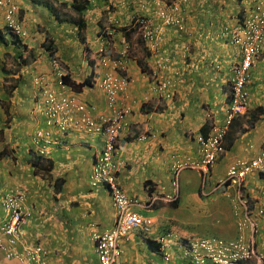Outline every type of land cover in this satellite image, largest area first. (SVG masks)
I'll list each match as a JSON object with an SVG mask.
<instances>
[{
	"label": "crops",
	"instance_id": "obj_1",
	"mask_svg": "<svg viewBox=\"0 0 264 264\" xmlns=\"http://www.w3.org/2000/svg\"><path fill=\"white\" fill-rule=\"evenodd\" d=\"M13 1L20 10L23 27L34 33L33 37L49 33L57 37L56 57H62L70 69L67 74L77 83L83 82L91 70L82 55L88 58L104 48L110 57L121 60L122 50H128L126 70L114 72L129 80L123 102L131 109L130 127L121 132L118 141L115 162L119 184L130 197L144 203L152 197L177 195L179 198L172 204L159 199L150 209L136 210L152 218L156 222L155 228L151 235L135 231L122 239L123 254L119 264H188L181 248L173 245L172 260L166 262L149 242L168 231L190 240L178 227L177 220L166 214L168 209L178 208L181 199L172 168L177 162L200 159L199 139L205 137L201 132L205 125L210 127L209 135L213 124L221 126L225 123L230 104L231 67L239 58L225 28L242 23L264 0H195L174 17L181 21L183 30L166 25L153 0H88L85 43L80 40L77 26L59 23L45 6L42 8L43 5L34 0ZM40 1L65 3L70 8L75 0ZM172 1L166 0L169 4ZM44 17L51 23L45 24ZM137 18L151 21L155 38L152 43L147 44L138 37L135 29L132 37L126 39L123 30L131 28L132 23L135 28ZM0 30L6 37L5 41L0 40V153L8 152L0 159V220L4 221L8 216L3 207V196L12 189L24 190L27 193L25 243L43 246L45 264H100L93 235L111 230L116 221V210L108 189L91 185L92 164L103 148V138L83 130L62 138L56 128L43 126L46 122L44 110L41 115L34 112L35 123L33 112L30 116L25 113L24 125L13 118L16 95L10 85L18 76L9 73L7 68L14 64L10 59L20 57L22 47L12 43L3 24H0ZM104 38L110 39V45H105ZM23 44L29 46V42ZM42 67L44 70L39 71L45 73V64L36 69ZM102 68L98 60L94 87L84 88L80 93L68 87V93L87 103L96 116L109 112L105 94L97 86V76L100 79L105 72ZM44 78L45 84L57 87L58 81L51 70ZM163 82L171 83L168 88L170 98H165L156 89ZM38 87L39 94L19 89L22 96L16 97L21 100L26 97L30 102L35 96L38 106L43 99V88ZM248 90V112L233 121L224 142V152L210 168L211 176L216 167L228 170L236 160L255 158L264 150V51L250 72ZM257 109H262L263 113ZM209 114L213 121L209 120ZM254 114L258 120L252 127L248 120ZM45 129L63 139L64 145L51 148L49 156L41 159L44 162V165L40 164L42 169L36 171L33 163L41 156L33 143L35 134L29 136ZM48 162L51 168L46 173L44 168ZM222 188L225 196L237 201L235 188ZM244 193L250 202V219L258 225L255 246L259 252H264V217L258 215L257 209V201L264 198V172H255L247 178ZM201 195L196 202L203 200L204 204L206 196ZM235 215L236 234L232 240L239 237L238 224L245 217L242 211ZM243 232L249 238L250 226ZM0 264L21 263L8 260L0 252Z\"/></svg>",
	"mask_w": 264,
	"mask_h": 264
},
{
	"label": "built area",
	"instance_id": "obj_2",
	"mask_svg": "<svg viewBox=\"0 0 264 264\" xmlns=\"http://www.w3.org/2000/svg\"><path fill=\"white\" fill-rule=\"evenodd\" d=\"M158 8V14L166 25L180 26L181 21L175 19L177 13L183 12L195 0H173L170 4L166 0H153ZM168 4V5H165ZM20 10L13 0H0V24L15 34L20 39L27 35V31L20 21ZM137 34L147 44L154 41V31L150 20L137 18L134 22ZM225 34L231 44L237 48L239 58L231 67L230 80V104L227 118L223 125H212V132L199 139L201 157L197 161L177 162L173 165L175 175L184 168L199 169L206 176L210 168L216 163L224 152V141L233 120L248 112L250 94V72L256 66L264 51V2L256 5L253 13L244 18L242 23L234 27H226ZM105 45H110V39L104 38ZM115 47V46H112ZM116 48V47H115ZM99 61L105 69L98 80V88L104 92L109 112L107 114L94 115L87 103L81 101L75 94L68 93V87L62 78L66 75L61 62L54 58L51 62L53 72L58 81L57 87L45 84L44 76L36 78V84L43 88L42 104L43 114L49 128H56L62 138L68 134L83 130L90 135H99L103 138V148L96 156L92 164L91 185L94 187L105 186L112 199L116 210L114 227L104 233H95L93 241L96 246L100 264H119L123 251L122 239L135 231L145 235H151L155 228V221L137 212L138 208L150 209L159 199L167 203L176 198L152 197L144 203L138 198L130 197L120 186L116 155L118 141L122 131L130 127L129 116L131 109L123 102L129 85V80L124 76L116 75L115 71H125V57L127 49L122 50L123 59H113L104 48H100ZM117 55V52H113ZM170 82H163L157 86L165 98H170L168 88ZM212 119V116H208ZM33 143L38 148V155L48 157L50 149L64 145L63 139L53 136L51 131L41 130L35 134ZM264 171V151L253 159H238L229 168L225 179L219 186L236 188L238 205L236 213L241 209L245 212L244 220L239 225L240 235L238 239L225 242L218 239H196L185 242L175 232H166L157 237L160 252L165 261L172 259V246L181 248L188 257V264H264V252H258L255 247V234L257 226L248 217L250 212L249 202L244 198L243 187L248 176L255 172ZM27 193L21 189H12L3 199V207L8 216L4 221L0 220V252L4 253L8 260H17L21 264H45L46 251L42 245L25 243L26 223L25 202ZM259 215H264V198L258 204ZM241 207V208H240ZM243 207V208H242ZM251 225V236L245 237L244 228ZM21 246V249H18Z\"/></svg>",
	"mask_w": 264,
	"mask_h": 264
},
{
	"label": "rangeland",
	"instance_id": "obj_3",
	"mask_svg": "<svg viewBox=\"0 0 264 264\" xmlns=\"http://www.w3.org/2000/svg\"><path fill=\"white\" fill-rule=\"evenodd\" d=\"M54 3L55 2L53 1L51 2V4L58 8V13L62 17L74 16L71 8L63 7L62 5L58 4V2H56L57 4ZM42 8L45 7L42 6ZM44 16H47V14H44ZM43 19L47 21L45 22V24L48 25V22L51 23V21H48V18L44 17ZM32 34L34 33L30 31L27 32V35L22 38V41L23 43L29 42L28 50H34L35 53H30L28 51H25L24 49H22V51L20 52L18 51L20 57H14V59H10V63L12 61L14 62V64H9L7 68L9 73H16V75L18 76V78L15 77L11 80L12 84L10 85L12 91L16 96L18 94L22 96V92H20L19 89H21V91H24L25 93L29 91L31 93L34 92L33 94L35 95L36 92L37 94H39L41 91H39V87L36 84V78L38 76H46V74H48L50 70L53 72V70L51 69L52 58H50L45 52H47L49 47L53 48L54 46L57 48V43H59L57 41V37H54V35H52L51 33H49L50 35L48 34L47 36L40 35L38 37H33ZM32 40H34L33 44ZM30 44H32L34 47H32V45ZM23 45L25 46V44ZM81 50L85 53L87 52L86 49L83 50L81 48ZM62 52L65 51L62 50ZM82 57L86 59V62L88 63V59L86 58V56L82 55ZM57 58L61 62L64 72L67 74L70 69L64 63V60L61 56H57ZM25 60L27 62V67H22L20 63L23 61L25 62ZM43 64H45L47 68V71L45 73L39 71H43V67L36 69L38 68V66H42ZM18 85L20 87H16ZM16 96L14 99L15 105L12 106L14 107L13 118H15L19 124L24 125L26 117L25 113L27 114V116H30V112H33V122L35 123L36 116L34 115V112H38L37 114L41 115V112L43 110L42 102L37 106L35 96L33 98H30V102L27 101L26 97L22 98L21 100ZM45 124L46 122L43 125L44 127ZM41 127H39V129ZM45 128H49L47 124ZM37 131H35L33 134H30L29 137L31 138L32 135L37 133ZM226 173L227 169L222 170L220 169V167H216L213 176L209 174H207L206 176L199 169L184 168L178 173V175H176L174 184L175 187H177L178 193L179 191H181L180 206L178 208L174 207L168 209L166 214L169 215V217H174L177 220L178 227H180L182 231L186 232L184 234H187L189 237L194 238H214L221 241H229L235 238V206L237 204V201L225 196V194H223L224 189L222 187L216 189L218 183L224 180ZM201 194L203 196H206L204 197V204H202L203 200L202 203L196 202L198 201V196Z\"/></svg>",
	"mask_w": 264,
	"mask_h": 264
},
{
	"label": "trees",
	"instance_id": "obj_4",
	"mask_svg": "<svg viewBox=\"0 0 264 264\" xmlns=\"http://www.w3.org/2000/svg\"><path fill=\"white\" fill-rule=\"evenodd\" d=\"M34 2L37 4H40V5H43L45 6L50 13H52L53 17L59 21V23H68V24H71V25H75L77 26V29H78V35L80 36V40L82 43H85L86 41V38H85V32L87 30V19L85 18L86 16V11L88 9V7L90 6V2L88 0H83V1H78V0H75L74 3L72 5H70V8L72 10V12L74 13V16H65V17H62L59 13H58V8L55 7L53 4H51V2L49 1H40V0H34ZM63 7H67V4L63 3L61 4ZM6 33L11 36V41L12 43L15 45V46H18V47H22V49H24L25 51H28L30 53H35L34 50H28V46L25 44V46L22 44L23 41L18 37L16 36L15 34H12L9 30H5ZM124 35L125 37H127L126 39L128 38H131L132 35L134 34L135 30L131 28H125L124 30ZM6 37L5 35L2 33V31L0 30V40L1 41H5ZM7 41V40H6ZM58 51V47H49L47 52H45L46 54H48V56L52 59H54L56 57V53ZM88 66L91 68L90 70V74L89 76L83 81V82H80V83H77L73 78H72V75L70 74H67L65 75L63 78H62V81L63 83L71 88L74 92H77V93H80L83 91L84 88H92L94 87V84H95V80H96V71H95V67L98 63V55H90L88 58ZM27 62L25 60V62H21L20 65L22 67H27ZM20 85V84H19ZM16 86V87H20V86ZM257 111H260L261 113H263V110L261 109H257ZM7 113H9V110H7ZM258 118H257V115L254 114L250 120H248V123L249 125H251L252 127L255 125V121H257ZM209 129L210 127L205 125L201 132L207 136L208 132H209ZM6 154L8 155V152H5V153H0V159H2L3 157L6 156ZM42 157H38V159L36 158V160L34 161L33 163V166L35 167L36 171L39 170L40 167V164L41 165H44V162L41 161ZM46 168H44V171L46 173L50 172V168H51V163L48 162V164H46L45 166ZM42 169V168H41ZM149 244L151 245L152 249L156 250L157 252H159V246L153 242V241H150Z\"/></svg>",
	"mask_w": 264,
	"mask_h": 264
},
{
	"label": "clouds",
	"instance_id": "obj_5",
	"mask_svg": "<svg viewBox=\"0 0 264 264\" xmlns=\"http://www.w3.org/2000/svg\"><path fill=\"white\" fill-rule=\"evenodd\" d=\"M131 25H133V23H132ZM5 29H6V28H5ZM132 29L134 30V28H132ZM138 37H139V36H138ZM21 40H22V39H21ZM95 54L98 55L97 53H95ZM55 58H57V57H55ZM98 58H99V55H98ZM57 59H58V58H57ZM52 60H53V59H51V62H52ZM98 60H99V59H98ZM51 67H52V65H51ZM102 69H103V68H102ZM52 70H53V69H52ZM53 73H54V72H53ZM66 75H67V74H66ZM98 80H99V79H98V76H97V81H98ZM97 81H96V82H97ZM209 115H210V114H209ZM236 118H237V117H236ZM236 118H235V119H236ZM235 119H234V120H235ZM209 120L213 121L212 119H209ZM234 120H233V121H234ZM232 124H233V122H232ZM232 124H231V126H232ZM211 125H212V124H211ZM231 126H230V128H231ZM227 133H228V132H227ZM207 136H208V135H207ZM226 136H227V135H226ZM205 137H206V136H205ZM225 139H226V137H225ZM224 142H225V141H224ZM263 151H264V150H263ZM263 151H262V152H263ZM262 152H261V153H262ZM261 153H260V154H261ZM260 154H259V155H260ZM221 155H222V154H221ZM221 155H220V156H221ZM259 155H258V156H259ZM219 158H220V157H219ZM255 158H256V157H255ZM252 159H253V158H252ZM217 160H218V159H217ZM244 160H245V159H244ZM246 160H247V159H246ZM213 166H214V165H213ZM213 166H212V167H213ZM230 166H231V165H230ZM210 170H211V169H210ZM227 171H228V170H227ZM262 172H264V171H262ZM209 173H210V171H209ZM209 173H208V174H209ZM249 176H250V175H249ZM249 176H248V177H249ZM224 179H225V178H224ZM245 182H246V181H245ZM220 187H229V186H219V183H218V185H217L216 188H220ZM231 188H234V187H231ZM244 188H245V183H244V187H243V193H244ZM235 189H236V188H235ZM236 196H237V194H236ZM244 196H245V193H244ZM174 198H176V199H175L173 202H170L171 204L177 202L179 196L177 197V195H175ZM244 198L249 202V200H248V198H246V196H245ZM261 199H263V198H261ZM261 199H259V201H260ZM259 201H257V209H258V206H259V205H258V204H259ZM237 202H238V201H237ZM237 205H238V204H237ZM237 205H236V206H237ZM236 206H235V207H236ZM240 208H241V207H240ZM242 208H243V207H242ZM249 208H250V202H249ZM241 211L243 212V214H244V216H245V212H244L243 209H241V210L239 211V213H237V214H240ZM235 212H236V211H235ZM258 215H259V212H258ZM259 216H261V215H259ZM248 217L250 218L249 213H248ZM263 217H264V215H263ZM243 220H244V219H243ZM243 220H242V221H243ZM250 220H251V219H250ZM242 221H241V222H242ZM251 221H252V220H251ZM241 222H239V224H238V230H239V225H240ZM252 222H253V221H252ZM254 223H255V222H254ZM255 224H256V223H255ZM247 226L249 227V225H247ZM247 226H246V227H247ZM256 226H257V231H258V225L256 224ZM246 227H245V228H246ZM245 228H244V230H245ZM250 228H251V225H250ZM168 232H174V231H168ZM103 233H104V232H103ZM175 233H176V232H175ZM164 234H165V233H164ZM177 234H178V233H177ZM244 234H245V232H244ZM256 234H257V232H256ZM256 234H255V235H256ZM178 235H179V234H178ZM239 235H240V232H239ZM93 236H94V235H93ZM250 236H251V233H250ZM157 237H158V236H156V238L151 239V241L155 242V243L159 246V244H158V242H157ZM245 237H246V236H245ZM181 238H183V237H181ZM246 238H247V237H246ZM254 238H255V237H254ZM183 239L185 240V242L188 241V240H186L185 238H183ZM196 239H204V238H196ZM196 239H192V237H190V240H196ZM209 239H214V238H209ZM237 239H238V238H237ZM247 239H249V238H247ZM235 240H236V239H235ZM148 241H149V240H148ZM232 241H233V240H232ZM225 242H229V241H225ZM255 247H256V246H255ZM256 249H257V248H256ZM257 251H258V250H257ZM258 252H259V251H258ZM159 253L161 254V252H160V246H159ZM172 254H173V252H172ZM183 254H184V253H183ZM161 255H162V254H161ZM184 256H185V255H184ZM162 257H163V255H162ZM187 258H188V257H187ZM163 259H164V258H163ZM164 260H165V259H164ZM171 260H172V259H171ZM166 262H171V261H166ZM187 263H188V261H187Z\"/></svg>",
	"mask_w": 264,
	"mask_h": 264
}]
</instances>
